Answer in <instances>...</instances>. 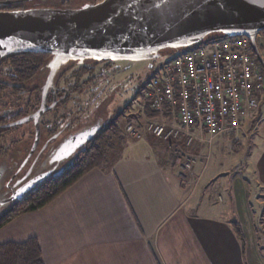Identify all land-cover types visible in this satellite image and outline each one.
<instances>
[{"label": "crops", "instance_id": "1", "mask_svg": "<svg viewBox=\"0 0 264 264\" xmlns=\"http://www.w3.org/2000/svg\"><path fill=\"white\" fill-rule=\"evenodd\" d=\"M164 111V118L171 120ZM143 116L159 118L144 111ZM251 119L244 131L253 135L264 121V93ZM237 141L239 152L243 147ZM259 141L252 150L259 193L239 190L242 179L231 176L235 168L222 161L217 173L206 167L199 189L190 195L182 189L180 169L164 146L148 139L128 140L109 168L88 172L44 208L1 227L0 243L35 239L44 264H247L241 228L251 219L241 214L250 200L264 204V135ZM227 146L232 144L221 148ZM191 151L197 155L202 149ZM199 168L200 163L195 173ZM210 183L216 184V195L209 192Z\"/></svg>", "mask_w": 264, "mask_h": 264}, {"label": "water", "instance_id": "2", "mask_svg": "<svg viewBox=\"0 0 264 264\" xmlns=\"http://www.w3.org/2000/svg\"><path fill=\"white\" fill-rule=\"evenodd\" d=\"M261 30L264 0H200L196 8L188 0H106L81 9L0 12V60L20 53L51 56L40 108L16 123L32 119L38 139L40 118L53 107L46 104L47 88L56 70L69 61L153 59L164 49L190 47L209 34L219 33L248 38L256 60L264 67L254 39ZM101 128L96 124L76 133L58 154L64 152L66 158L82 149ZM42 181L37 179L30 187Z\"/></svg>", "mask_w": 264, "mask_h": 264}, {"label": "built area", "instance_id": "3", "mask_svg": "<svg viewBox=\"0 0 264 264\" xmlns=\"http://www.w3.org/2000/svg\"><path fill=\"white\" fill-rule=\"evenodd\" d=\"M254 39L258 49L264 50V30ZM172 52L175 57L140 85L143 101L159 118L126 126V136L139 140L148 134L154 140L184 147L195 141L210 147L215 137L225 134L248 138L244 124H252L251 116L259 109L264 93V76L251 41L244 36L222 35ZM165 108L171 120L164 118ZM258 124L252 126L253 132ZM196 159L181 156L176 160L181 167L182 189L190 195L200 179L190 180ZM208 159L202 160L206 164Z\"/></svg>", "mask_w": 264, "mask_h": 264}, {"label": "flooded vegetation", "instance_id": "4", "mask_svg": "<svg viewBox=\"0 0 264 264\" xmlns=\"http://www.w3.org/2000/svg\"><path fill=\"white\" fill-rule=\"evenodd\" d=\"M99 1L101 0L88 1L87 4L92 5ZM71 2V0H0V12L46 8H82L73 6ZM9 56L11 55L6 57ZM88 62V60L82 64L75 62L74 67L79 68V72L70 74L68 77L65 76V72L68 71L66 68L68 63L63 64L56 70L45 97L47 107H53L40 118L38 139H36V127L32 119L22 124L16 123L30 118L40 108L42 93L50 73L49 62L45 66L41 65V70L48 68L47 75L41 83L37 82L35 86H32L31 83L36 75L32 77L23 74L17 75L12 70L13 73L4 77L0 76V219L44 186L45 183L65 175L74 165L77 159L76 154L79 155L81 150H76L66 158L63 157L64 152L58 154V150L76 133L96 124H101L97 121L90 127L74 131L71 130L73 128L71 123L75 120H68L71 116L69 113L71 107L75 109L72 115L76 116L80 113V98L74 96L86 87V83L91 84L96 80L95 78V80H92L96 68L99 69L103 66L109 69L112 67L111 64L114 63L107 60H93L89 66ZM6 64L8 63H0L3 67H6ZM91 69H94V71H91ZM85 77H88L89 80H86ZM112 77L113 74H110L107 79L105 78L106 82H101V88L99 87L100 84H96L99 90L94 92L97 93L96 96L90 99L91 105L95 104L105 91L112 90L106 87ZM81 84H83L82 87ZM60 109H63L62 112ZM49 117L51 118L49 119ZM109 121V119L105 121L101 130ZM46 174H48V177H44ZM37 179H43V181L31 188V184Z\"/></svg>", "mask_w": 264, "mask_h": 264}, {"label": "rangeland", "instance_id": "5", "mask_svg": "<svg viewBox=\"0 0 264 264\" xmlns=\"http://www.w3.org/2000/svg\"><path fill=\"white\" fill-rule=\"evenodd\" d=\"M71 1H72L71 3L73 4V6H76L77 8H81V7L83 8L85 7V5H88L87 4L88 1H93V0H71ZM259 53L264 62V51L259 48ZM175 55H176L175 52H171L169 50L166 51L164 49V51L160 52V55L157 58L146 59V60H141V61L122 60V61H117V62L112 61V60H107V61L114 62L111 64L112 66L111 68L108 69L102 66V67H99L98 69L97 67L95 70L96 72L95 76L92 77V80H95V79L96 80L93 81L91 84L86 83V87L83 88L79 94H76L74 96L75 98H80L79 103L81 104V110L79 114L76 113L77 115L74 116L72 115V113L75 109L71 107L69 111L71 116L68 120L69 121L73 119L75 120V122L71 123L73 127L71 130H74V131L82 130L83 128L92 126L97 121H99L102 124V128H103V125L107 119L109 120H111L112 118L114 119L118 114H120L124 110V108L127 105L131 106L129 111L126 112L127 115L125 117L121 116L117 120V125L119 128H121L120 132L126 136V133H125L126 126L132 125V124L134 125L144 124L145 122V118L143 116L144 101L140 95H137V92L139 91V86L145 79H151L155 75V73L158 71V69L161 68L165 63L173 59ZM7 58L8 57L0 60V63H4L5 61H7ZM50 59H51V56L47 55L46 59L43 62V65L45 66L49 62ZM88 61H89L88 64L90 66L92 64L91 61L93 60L91 61L88 60ZM67 63L68 64L66 65V68L68 69V71L65 72L66 77H68L70 74L79 72V68L74 67L75 66L74 61H69ZM6 67H3V65H0V68H2L0 71L1 77H4L5 75H9L14 72V71L12 72V69L9 67L8 64H6ZM69 68L71 69L69 70ZM258 68L260 69V71L262 72L264 76V67L258 63ZM47 71H48V68H43L42 70L41 69L38 70V73L36 74V78L31 83L32 86H35L37 82L41 83V81L45 79L47 75ZM91 71H94V69H91ZM67 72L69 73L67 74ZM110 74H113V77L111 78L110 82L106 84V87L112 90L105 91L104 94L97 100V102L91 105L90 99L93 96H96L97 93H94V92H97L99 90L97 89L96 84H100L99 85L100 87L101 82H106L105 78L107 79L110 76ZM77 76H80V75H77ZM85 79L87 80L88 77H85ZM80 86L82 87L83 84H81ZM115 91H117V93H115ZM62 110L63 109H60L61 112ZM50 118L51 117H49V119ZM258 130L259 132L253 135H250L249 138H244L242 137V135H237V136L236 135L230 136V134L220 135L218 137H215L212 140L210 147H208L206 144L204 146V144L199 141H195L190 147H184L179 143H172V142L167 143V142H162L160 140H154L148 134H143L141 139H148L151 141L150 143L154 144L155 146H160V145L164 146V148L168 151L169 156L173 159V162L175 161V163H177L176 160L179 159L181 156L184 158L185 157L194 158V159L196 157L201 158V161H198L196 159V163L198 162L197 163L198 165L200 163V168L197 171V173H195L194 168L195 166H198V165L197 164L194 165L193 170L191 172L192 173L191 178H190L191 181H196L198 178H200L201 173L202 172L204 173L207 166H211V169H212L211 174L217 173L218 171H220L218 164L223 161L225 162V165L229 167L228 169L233 168V167L235 168L232 170L231 176L242 179L241 183L243 187H241V189L239 188V190H247L249 192L259 193L260 189L254 183V172H253L254 161L253 160L255 159L252 155V152H253L252 150L254 149V145H256L257 141L261 140V137L264 135V121L259 126ZM99 133L100 131L97 133V135ZM126 137L128 138V140H132V138H129L128 136ZM237 139H239V141H237ZM236 141L240 143L243 147L242 149L239 148V152L235 150V146H237V144L235 145ZM226 142L231 143L232 147L227 146V147H224V149H222L221 148L222 145L225 144ZM87 145H85L80 150L82 151ZM174 145H177V146H174ZM248 145L250 146V148ZM196 147L201 148L202 151L199 152L197 155H194L191 153L192 152L191 150ZM76 156H78V154H76ZM204 157L206 158L209 157L206 164L204 163L205 161L202 160ZM71 161L72 159L70 160V162ZM175 165L180 169V172H181L180 165L178 164H175ZM54 180L48 181L47 183H45L44 186L45 187L48 186V184H50V182ZM199 184L196 186L195 190L199 189ZM211 184L212 183L209 184L210 186L209 192L212 195H216L217 186L215 183H213L212 185ZM253 200L255 199L253 198ZM247 205H248L247 212H242L241 214L243 219H248V218L251 219L250 220L251 223L247 222L246 226L242 225V228H241L242 233L246 240V246H245L246 263L247 264H264V228H261L260 226V219L264 218V204L263 205L256 204L254 203V201L250 200L249 203H247ZM235 208L236 206L234 208L231 207L230 209L231 212L233 210L235 212ZM12 211L13 210H10L8 213H6V215L12 213ZM254 216H256V218H254ZM253 251H255L256 254H254Z\"/></svg>", "mask_w": 264, "mask_h": 264}, {"label": "trees", "instance_id": "6", "mask_svg": "<svg viewBox=\"0 0 264 264\" xmlns=\"http://www.w3.org/2000/svg\"><path fill=\"white\" fill-rule=\"evenodd\" d=\"M222 35L223 34L219 33L209 34L198 44H204ZM165 50L173 51L171 48ZM46 57L47 55L43 54L20 53L9 56L5 62L8 63L10 68L15 71L17 75L23 74L24 76L28 75L32 77L36 75ZM142 89L143 87L139 86L137 95L141 96ZM130 107V105H127L120 114L110 120L95 139L88 143L77 156L74 165L65 175L50 182L48 186H44L45 188L42 187L38 189L15 207L12 213L5 217L3 216L0 219V228L23 213L44 208L88 172L94 169L109 168L118 155L119 148L125 145L128 140V138L120 132L121 128L118 127L117 120L121 116L125 117ZM144 112H146L149 117H154L156 115V113L149 110L145 102ZM0 264L44 263L38 242L35 239H28L22 243H0Z\"/></svg>", "mask_w": 264, "mask_h": 264}, {"label": "snow or ice", "instance_id": "7", "mask_svg": "<svg viewBox=\"0 0 264 264\" xmlns=\"http://www.w3.org/2000/svg\"><path fill=\"white\" fill-rule=\"evenodd\" d=\"M106 0H101V3H105ZM189 3L192 4L193 8L199 7L200 5V0H188ZM90 5H85V7H89ZM131 7V5H129Z\"/></svg>", "mask_w": 264, "mask_h": 264}]
</instances>
